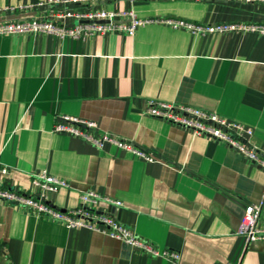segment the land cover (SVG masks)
Returning <instances> with one entry per match:
<instances>
[{
	"label": "crops",
	"instance_id": "crops-1",
	"mask_svg": "<svg viewBox=\"0 0 264 264\" xmlns=\"http://www.w3.org/2000/svg\"><path fill=\"white\" fill-rule=\"evenodd\" d=\"M48 1L0 0V24L50 18L55 7L36 6ZM75 8L264 25V2L105 0ZM148 100L250 127L252 143L263 148L264 36L198 35L161 24L140 25L132 35H0V165L8 169L0 188L32 196L31 175L46 170L70 187L48 195L54 207L76 208L83 191L117 200L121 208L101 209L158 253L68 230L0 201V264H264V239L245 247L236 235L243 206L263 199V171L223 143L143 115ZM60 115L94 121L101 133L131 142L156 162L53 133Z\"/></svg>",
	"mask_w": 264,
	"mask_h": 264
},
{
	"label": "built area",
	"instance_id": "built-area-1",
	"mask_svg": "<svg viewBox=\"0 0 264 264\" xmlns=\"http://www.w3.org/2000/svg\"><path fill=\"white\" fill-rule=\"evenodd\" d=\"M105 0H49L38 3L37 7H55L56 10L47 19H32L22 22L0 24V35H21L26 33L50 35L57 38H77L83 35L120 32L132 35L135 29L145 24H161L172 29L187 30L192 34L253 33L264 36V25L244 24L240 22L213 25H199L178 19H137L130 11H106L103 9L82 10L80 5H92ZM149 1V0H135ZM227 3H253L264 0H208ZM87 22V23H84ZM143 115L158 119L171 126L190 132L194 136L205 137L223 143L238 153L246 162L258 167L264 173V147L252 143L253 130L240 123L228 120L214 112L205 111L189 105L165 103L148 100ZM53 133L64 134L82 139L97 149L111 145L121 151L131 152L146 163L156 162L151 153L136 148L131 142L115 135L99 131L97 123L60 115L55 117ZM8 169L0 165V174L7 175ZM32 176L31 185L34 194L27 195L14 189L0 188V201L24 209L36 217H43L63 225L68 230L87 229L102 236L120 241L145 254L158 256L157 251L146 241L140 239L131 229L117 221L110 213L101 209V205L121 208L122 203L94 191H83L78 196V206L71 210L54 207L49 194L60 188H70L69 184L46 170ZM264 207L263 199L257 204H245L236 229V235L243 239L245 247L264 239V229L259 226V218ZM162 257L177 260L174 252H163ZM228 264H238L230 262Z\"/></svg>",
	"mask_w": 264,
	"mask_h": 264
},
{
	"label": "water",
	"instance_id": "water-1",
	"mask_svg": "<svg viewBox=\"0 0 264 264\" xmlns=\"http://www.w3.org/2000/svg\"><path fill=\"white\" fill-rule=\"evenodd\" d=\"M84 23H87V22H84ZM243 208H244V206H243Z\"/></svg>",
	"mask_w": 264,
	"mask_h": 264
}]
</instances>
